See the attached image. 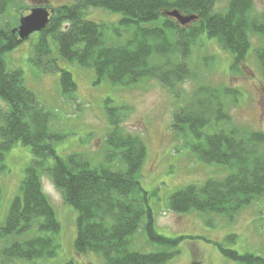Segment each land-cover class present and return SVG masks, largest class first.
Segmentation results:
<instances>
[{
  "label": "trees",
  "instance_id": "16d2710c",
  "mask_svg": "<svg viewBox=\"0 0 264 264\" xmlns=\"http://www.w3.org/2000/svg\"><path fill=\"white\" fill-rule=\"evenodd\" d=\"M12 2L0 0V161L16 144L30 147L32 159L0 226V264H26L57 253L61 225L43 191V175L76 212V254H99L104 264H164L179 253L184 237L171 239L155 231L149 192L140 181L147 145L142 137L123 129L126 107L106 100L109 131L103 138L104 158L95 161L79 152L57 154L54 143L65 134L50 129L51 113L26 87L23 70L9 67L5 59L20 42L17 24H1ZM90 8L120 13L114 32L130 30L129 39L122 45L108 43L106 26L85 17ZM252 8L253 0H229L223 12L215 10V0H75L54 8L46 27L32 34L36 41L29 60L43 73H58L62 96L78 108L77 84L59 61L92 69L95 82L130 86L153 79L173 92L178 106L172 130L197 140L190 146L199 161L227 167L229 172L223 178L182 187L169 197L168 207L176 213L195 211L231 218L264 196V133L234 126L222 100L234 91L203 86L189 61L193 46L205 35L230 53V68L238 71L251 48L250 36H264V10L256 16ZM170 10L197 19L182 26L165 14ZM254 54L264 78V46L255 48ZM188 79L198 85L180 103L182 96L175 89ZM138 231L161 249L132 250V237ZM27 234L31 236L10 241ZM219 249L236 264H264V254Z\"/></svg>",
  "mask_w": 264,
  "mask_h": 264
},
{
  "label": "rangeland",
  "instance_id": "374dc122",
  "mask_svg": "<svg viewBox=\"0 0 264 264\" xmlns=\"http://www.w3.org/2000/svg\"><path fill=\"white\" fill-rule=\"evenodd\" d=\"M75 0H13L1 24L19 25V19L29 14L33 7L49 10L73 4ZM229 0H215V10L223 12ZM264 10V0H253V15ZM85 17L104 24L106 41L122 45L130 36V30H120L121 14L100 8H90ZM18 19V21L16 20ZM15 26V27H16ZM123 31V32H122ZM35 34L6 54L9 67H20L24 72L25 85L32 90L44 109L52 115L50 129L65 134L54 143L60 156L79 152L92 156L95 161L104 158L103 138L109 131L106 116L107 99L113 106H125L123 129L142 137L147 145V155L141 171V186L149 192L148 205L154 218L155 231L167 238L184 237L178 244L179 253L164 264H236L220 253L219 246L239 254H264V196L242 207L231 218L198 212L176 213L169 209V197L188 184H202L207 179H219L229 172L218 164L199 161L191 144L197 140L190 134L175 133L172 128L173 113L178 106L175 94L153 79H143L130 86L113 85L107 80L95 82L92 69L77 63L59 61L67 67L77 84V101L80 108L62 96L58 73H43L29 60L35 43ZM109 40V41H108ZM251 48L244 64L232 71L230 53L221 49L215 39L202 35L192 48L190 67L200 74L203 86L228 89L234 95H223L224 108L234 126L248 131L264 133V78L254 49L264 46V36L251 35ZM198 83L188 79L175 90L187 101ZM203 142V141H202ZM32 159L30 147L16 144L0 161V226L5 222L12 200L19 194L24 177V168ZM42 188L54 207L61 229L56 237L59 245L52 258L34 260L26 264H61L72 260L74 264H104L96 253L79 255L74 250L76 212L63 201L50 178L42 176ZM30 234L11 237L23 240ZM6 245L7 242L3 241ZM3 246L0 243V250ZM131 249L142 253L160 250L161 247L148 241L147 235L138 231L132 237ZM16 264H20L16 262Z\"/></svg>",
  "mask_w": 264,
  "mask_h": 264
},
{
  "label": "water",
  "instance_id": "95a60500",
  "mask_svg": "<svg viewBox=\"0 0 264 264\" xmlns=\"http://www.w3.org/2000/svg\"><path fill=\"white\" fill-rule=\"evenodd\" d=\"M165 14L178 21L182 26L189 24L197 19L196 15H183L177 10L166 11ZM50 20V12L42 6L33 7L29 14L24 15L19 20L17 27V37L19 41L26 40L33 33L42 31Z\"/></svg>",
  "mask_w": 264,
  "mask_h": 264
},
{
  "label": "flooded vegetation",
  "instance_id": "af4514ba",
  "mask_svg": "<svg viewBox=\"0 0 264 264\" xmlns=\"http://www.w3.org/2000/svg\"><path fill=\"white\" fill-rule=\"evenodd\" d=\"M194 264V263H193ZM195 264H197V263H195ZM199 264V263H198Z\"/></svg>",
  "mask_w": 264,
  "mask_h": 264
}]
</instances>
